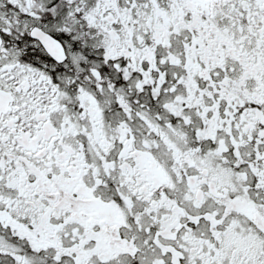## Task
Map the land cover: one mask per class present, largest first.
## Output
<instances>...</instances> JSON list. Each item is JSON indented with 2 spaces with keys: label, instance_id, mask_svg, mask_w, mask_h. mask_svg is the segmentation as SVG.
Returning <instances> with one entry per match:
<instances>
[{
  "label": "snow or ice",
  "instance_id": "6c2138e0",
  "mask_svg": "<svg viewBox=\"0 0 264 264\" xmlns=\"http://www.w3.org/2000/svg\"><path fill=\"white\" fill-rule=\"evenodd\" d=\"M0 264H264V0H0Z\"/></svg>",
  "mask_w": 264,
  "mask_h": 264
}]
</instances>
